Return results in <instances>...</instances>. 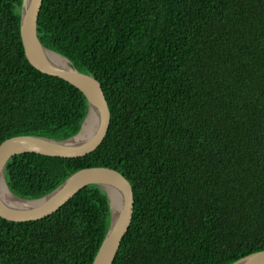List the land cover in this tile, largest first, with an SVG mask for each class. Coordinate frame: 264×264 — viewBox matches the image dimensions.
I'll return each mask as SVG.
<instances>
[{
    "label": "trees",
    "instance_id": "16d2710c",
    "mask_svg": "<svg viewBox=\"0 0 264 264\" xmlns=\"http://www.w3.org/2000/svg\"><path fill=\"white\" fill-rule=\"evenodd\" d=\"M21 2L0 0V144L64 141L88 103L27 61ZM37 36L101 84L110 124L83 158H11L14 196L37 200L81 169L110 168L134 194L112 264H233L264 251V0H43ZM110 223L97 185L44 219L0 218V264H92Z\"/></svg>",
    "mask_w": 264,
    "mask_h": 264
},
{
    "label": "water",
    "instance_id": "95a60500",
    "mask_svg": "<svg viewBox=\"0 0 264 264\" xmlns=\"http://www.w3.org/2000/svg\"><path fill=\"white\" fill-rule=\"evenodd\" d=\"M43 0H22L20 35L24 54L29 64L42 74L63 80L78 89L88 103V114L80 131L72 138L57 141L45 137L19 136L0 144V178L8 189L4 171L7 162L21 154L34 153L62 159H79L94 152L103 142L110 124V110L101 84L91 75L82 73L63 56L45 48L37 36V21ZM64 61V62H63ZM94 118L92 136L75 143L88 119ZM89 185L100 186L106 193L111 208L109 229L92 264H112L126 235L134 213V194L129 181L118 171L105 167L81 169L70 175L58 188L37 200L14 198L27 205L16 207L0 194V218L24 223L44 219ZM109 189L119 197V210L114 214ZM233 264H264V251L245 256Z\"/></svg>",
    "mask_w": 264,
    "mask_h": 264
},
{
    "label": "bare ground",
    "instance_id": "6f19581e",
    "mask_svg": "<svg viewBox=\"0 0 264 264\" xmlns=\"http://www.w3.org/2000/svg\"><path fill=\"white\" fill-rule=\"evenodd\" d=\"M93 123H94V118H93V120L89 118L86 121L80 136H78L75 139V141H74L75 143H79L82 140H87V139H89L92 136ZM108 191H109V194H110V197H111V202H112V205H113V213L115 214L119 210V204H120L119 197L113 190L109 189ZM0 194L2 195L4 200H6V202L10 203L13 206L23 207V208H27L28 207L23 202H21L18 199L13 197V195L4 186L3 181H2L1 178H0Z\"/></svg>",
    "mask_w": 264,
    "mask_h": 264
}]
</instances>
